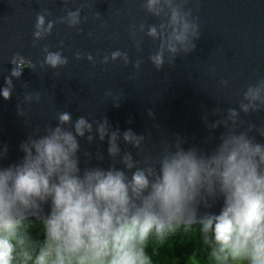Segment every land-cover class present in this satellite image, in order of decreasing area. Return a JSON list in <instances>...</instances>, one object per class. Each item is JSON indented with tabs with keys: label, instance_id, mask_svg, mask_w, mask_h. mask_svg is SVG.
Wrapping results in <instances>:
<instances>
[{
	"label": "clouds",
	"instance_id": "obj_1",
	"mask_svg": "<svg viewBox=\"0 0 264 264\" xmlns=\"http://www.w3.org/2000/svg\"><path fill=\"white\" fill-rule=\"evenodd\" d=\"M188 3L141 0L143 11L158 22L132 24L129 35L138 52L143 37L156 45L147 57L156 71L196 47L200 25ZM47 16L46 9L36 14L34 44L50 36L55 23L79 30L84 19L81 8L66 9L56 21ZM42 51V68L56 70L69 62L63 41L55 50L45 46ZM74 58L96 62L79 51ZM110 61L131 64L136 71L143 63L140 57L130 60L119 48L100 63ZM9 62L12 68L0 86L5 100L23 69L36 68L20 53ZM220 83L228 85L227 80ZM122 98L123 93L113 97V106L119 107ZM40 99L38 91H26L22 102ZM17 111L24 115L20 104ZM221 111L216 107L211 115ZM260 111L264 78L249 83L237 106L223 110L218 119L210 121L204 113L206 128H223L211 149L185 147L187 138L175 133L143 161L138 156L145 132L113 128L107 117L73 118L70 111L58 112L55 125L20 143L19 162L0 166V264H159V249L175 234L193 230L192 249L182 257L166 258L167 264H264V142L251 134L264 137V124L246 123L241 117ZM147 114L153 117L151 109ZM82 140L106 143L107 166L82 165ZM122 144L135 149V156ZM7 151V145L0 147V160ZM82 155L105 159L101 152ZM217 206L218 211H211Z\"/></svg>",
	"mask_w": 264,
	"mask_h": 264
},
{
	"label": "water",
	"instance_id": "obj_2",
	"mask_svg": "<svg viewBox=\"0 0 264 264\" xmlns=\"http://www.w3.org/2000/svg\"><path fill=\"white\" fill-rule=\"evenodd\" d=\"M140 4L141 0H0V86L12 68L9 59L14 53L36 65L35 71L24 68L21 77L13 80L14 90L7 100L0 97V147L7 145L8 149L0 166L19 162L23 156L20 143L29 135L42 134L46 125H55L60 111L72 112L73 118L107 117L113 128L145 132L138 156L141 161L155 155L175 133L187 138L185 147L214 146L223 128H206L204 113H209L210 121L218 119L223 110L237 106L249 83L264 78V0H189L187 7L198 18L200 38L192 52L178 56L172 65L166 63L161 71H156L147 59L156 45L143 37L138 52L129 35L132 24L158 22ZM76 8H81L84 18L79 30L55 23L50 36L33 43L38 12L46 9V19L56 21L66 9ZM97 13L99 18H95ZM61 41L68 64L56 70L40 67L43 48L55 50ZM117 48L128 52L132 61L143 59L139 71L119 61L100 63L104 55ZM77 51L93 55L95 64L76 60ZM221 80H227L228 85H222ZM108 90L112 97L105 95ZM26 91H38L40 101L23 103ZM121 93L119 107H114L113 97ZM17 104L23 116L18 115ZM216 107L222 111L212 116ZM149 109L153 112L151 118ZM241 117L246 123L264 124V111L247 116L241 113ZM251 134L264 142L255 131ZM81 145L82 153L105 155L100 162L81 153L82 165L99 162L107 166L106 143L88 145L82 140ZM121 146L135 156V149ZM211 211H218V206Z\"/></svg>",
	"mask_w": 264,
	"mask_h": 264
},
{
	"label": "trees",
	"instance_id": "obj_3",
	"mask_svg": "<svg viewBox=\"0 0 264 264\" xmlns=\"http://www.w3.org/2000/svg\"><path fill=\"white\" fill-rule=\"evenodd\" d=\"M195 230L190 232H181L170 238V241L159 249L160 255L157 257L159 264H167L168 257H182L188 253L193 246Z\"/></svg>",
	"mask_w": 264,
	"mask_h": 264
}]
</instances>
